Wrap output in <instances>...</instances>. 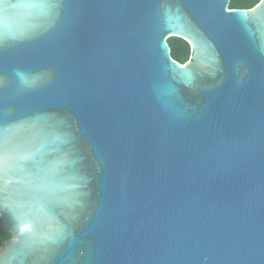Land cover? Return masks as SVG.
I'll list each match as a JSON object with an SVG mask.
<instances>
[{
  "label": "water",
  "instance_id": "obj_1",
  "mask_svg": "<svg viewBox=\"0 0 264 264\" xmlns=\"http://www.w3.org/2000/svg\"><path fill=\"white\" fill-rule=\"evenodd\" d=\"M230 2L0 0V264H264V0Z\"/></svg>",
  "mask_w": 264,
  "mask_h": 264
},
{
  "label": "trees",
  "instance_id": "obj_2",
  "mask_svg": "<svg viewBox=\"0 0 264 264\" xmlns=\"http://www.w3.org/2000/svg\"><path fill=\"white\" fill-rule=\"evenodd\" d=\"M261 0H231L230 8H252L257 5ZM171 49L172 56L180 63H185L192 56V48L190 43L181 37H170L168 39ZM11 237L10 233L6 231L1 222L0 214V246H3L7 240Z\"/></svg>",
  "mask_w": 264,
  "mask_h": 264
}]
</instances>
